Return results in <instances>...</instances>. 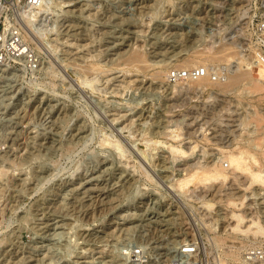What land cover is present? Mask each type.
I'll list each match as a JSON object with an SVG mask.
<instances>
[{"label": "rangeland", "instance_id": "1", "mask_svg": "<svg viewBox=\"0 0 264 264\" xmlns=\"http://www.w3.org/2000/svg\"><path fill=\"white\" fill-rule=\"evenodd\" d=\"M63 3L76 5L42 18L41 29L53 27L42 41L23 32L37 62L0 73V264H131L137 248L144 264H169L191 240L210 245L201 251L206 264H221L210 239L226 230L223 207L209 213L197 198L214 204L236 182L191 186L184 197L169 185L212 166L218 153L258 150L259 142L264 150V89L255 93L244 81L225 92H174L176 82L155 73L228 44L218 54L232 52L229 61L209 65L253 64L259 79L250 53L264 57V0ZM68 25L79 35H64ZM132 52L146 63L129 61ZM169 145L188 156L173 158ZM222 168L229 172L226 162ZM263 211L264 198L253 203L264 226ZM212 220L214 231L206 226ZM56 223L59 229H46Z\"/></svg>", "mask_w": 264, "mask_h": 264}, {"label": "bare ground", "instance_id": "2", "mask_svg": "<svg viewBox=\"0 0 264 264\" xmlns=\"http://www.w3.org/2000/svg\"><path fill=\"white\" fill-rule=\"evenodd\" d=\"M72 1L74 0H68V2H72ZM9 4L10 2L8 3V5ZM74 5H76V3L74 4L65 3L64 4L63 0H37V4L33 6H30L25 3L24 6L18 8V10L20 11L19 23L20 25H22V30L25 33V35L29 36L31 35V33L32 35L35 34L36 35L35 39L38 38L39 39L38 41L40 40L42 41L43 39L42 37L46 36L47 33L52 31V28H53V27L52 28L50 27V29H45L46 31L41 29L40 21L42 20V18L44 17L46 20L48 17L51 19L57 16L55 14V8L58 9L59 7L60 9L63 7H72ZM127 22H131V21H127ZM46 23L49 24V22H46ZM42 24H44V26L46 25L44 22ZM73 29H74L73 26H69V25L66 26L64 35L68 37H72L75 35L78 36L79 34L77 33L74 34ZM42 31H44L43 32L44 34L42 33ZM29 39L31 40L30 36H29ZM37 43L38 42H36V44ZM226 45H222L221 47L222 49L218 50V52L194 51L187 58L181 59L179 61L180 65L178 64L176 69L177 70H179V68L190 69V68H195V67H200V66L209 68L210 67L209 63H214L217 61L227 62L229 61L230 57L233 56L232 52L223 53L220 55L218 54L222 51L227 52V50L230 49V47ZM233 54L234 56H237L235 53ZM238 57H236L235 59L237 63H239V60L237 59ZM250 58L253 60L255 59V62H257L258 65H260L256 67V75L259 78L257 80L253 79V75H254L253 74V71H254L253 64H246L245 66H242L244 64H242L243 62H240L242 65L239 66L238 64L234 66L236 68L233 71L230 70L231 67L228 66L229 71L227 72V75L223 81L213 82L211 81L210 77L205 76L200 79L193 80V81L192 80L191 81L189 80L178 81L172 88L174 92H178L181 90H195L198 88L200 90H207V89L209 90V88L210 89L215 88L218 91L225 92L234 86H238L244 81H250L253 87V92L255 93L260 92L264 89V64L261 63L260 56L258 55L256 51H251ZM129 61L138 62V63H146L143 56L138 52H132L131 55L129 56ZM143 67H145V65H143ZM169 73L170 71L168 70L167 71L166 70L157 71L155 73V77L167 81L169 80ZM256 81H259V82L261 81L262 83L256 84L255 83ZM177 131H178V128H173L172 130L168 132H170L172 137H178ZM115 144H116L115 145L116 148L119 149L120 145L118 143H115ZM256 146L259 147L258 150L257 149L249 150V149H243V148L238 147L235 151H226V152L218 153L219 154L218 159L216 163H213L212 166L210 167L196 166L190 169L189 171L185 172V174L181 176V178H177L176 180H174V182L171 181L173 183L169 185L170 192H172V194L174 193L176 194V196L179 195V196L184 197L189 191L191 186H194V189H197V188L203 189V188H206L208 185L212 186L217 182H219V184H221L222 186L224 183L228 181V179H230V177H231L230 180H232L233 182H236L237 187L232 188L231 186L233 184H231L230 187L227 188V190H230V192L225 193L223 195L225 198L220 199L214 204H212L210 200H207L206 196H199L198 198L196 196V198L200 200L201 208L203 210H206L209 213H211L214 210V208L216 209L218 207H223L222 209H218V212H220L219 214L223 215V218L226 219V222H227L226 230L223 231L224 234L223 232H221L222 234H214L213 237L210 239V241L212 240L211 242H213L217 248L221 249L220 253L218 254L219 261L221 264L239 262L241 255L244 251L254 248V246L256 247V244H261L260 243L261 241L259 239L264 238V226L261 224L257 216L253 214V203L264 198V196L263 198L261 197V195L263 194H259L258 192H256V190L264 191V150H263V145L260 144V142L256 144ZM165 148L168 149L169 152H171L173 158H176L178 155L182 157L184 156V158L188 156L186 152H183L181 147L179 148L178 146L173 147L172 145H169ZM223 162H226L227 167L228 166L230 167L229 172H226V170L222 168ZM144 170H143V173L145 176L146 172ZM146 177H148V175ZM240 177H245L246 182L239 181ZM128 181L129 180H127L126 183H128ZM257 187L258 189H256ZM237 189L238 191L234 192V190H237ZM238 192H242V194H240L239 196H236ZM250 201H252L253 203H249ZM216 204H221V206H218ZM114 207L115 206H113V208ZM55 213L58 214L56 217L60 218L59 219L60 222H62V220L64 221L68 219L66 218L67 217L66 215L63 216V213L62 214L60 212H55ZM50 225L51 226L46 225V229L49 227L50 228L54 227L55 229L60 228L57 223L50 224ZM206 226H209V228L213 230L214 221L212 220ZM240 235L244 236L247 239L246 242L233 243V242L226 241L227 239H232V238L235 239L237 236H240ZM52 236H56V234ZM227 243L231 245H227ZM78 258H81V256ZM30 262H35V261L31 260ZM76 263L77 262H74L73 264H76Z\"/></svg>", "mask_w": 264, "mask_h": 264}, {"label": "built area", "instance_id": "3", "mask_svg": "<svg viewBox=\"0 0 264 264\" xmlns=\"http://www.w3.org/2000/svg\"><path fill=\"white\" fill-rule=\"evenodd\" d=\"M9 2L12 0H0V73L14 71L20 66L30 68L37 62L34 52L23 38V30L19 25L20 11L16 6H7ZM25 3L33 6L37 4V0H25ZM260 60L264 64V57H260ZM228 71L229 68L225 65L172 69L169 82L193 81L205 76L210 77L213 82H220L225 79ZM206 247L210 245L204 246L202 241L191 240L169 259V264H206L201 253ZM130 263H145L140 248L134 249ZM229 264H264V244L244 251L239 262Z\"/></svg>", "mask_w": 264, "mask_h": 264}]
</instances>
